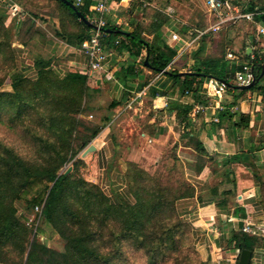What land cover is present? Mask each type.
Masks as SVG:
<instances>
[{"label":"rangeland","instance_id":"1","mask_svg":"<svg viewBox=\"0 0 264 264\" xmlns=\"http://www.w3.org/2000/svg\"><path fill=\"white\" fill-rule=\"evenodd\" d=\"M206 2L207 0H135L134 9L138 8L140 21L135 23L133 31L149 44L156 41L160 48L171 47L177 51L181 45L169 46L171 29L172 32L181 33L183 39H187L188 29L196 28L207 32L195 49L179 58L170 71L197 70L218 73V77L225 78L229 85L236 88L239 86L236 78V73L240 71L239 67L254 64L245 57L246 48L258 45L260 43L258 38L261 42L264 39L258 32V25L264 26V20L258 19L264 17V0H239L242 4V13L255 14V22L245 19L227 21L221 25L219 31H213L212 27L219 25L230 15L226 11L210 14ZM249 8L252 11H248ZM235 14L236 12L231 16ZM0 19L4 22L6 33L7 31L9 33V44L15 51L14 57L11 56L7 38L0 30V93L13 91L12 84L17 75L25 76L24 74L31 75L32 71L36 72V67L33 70L32 64L37 60L49 62L54 75L63 76L69 71L66 68L68 48L65 46L64 35L74 33L78 29L73 26L74 22H69L56 0H0ZM158 32L161 36L156 40L154 35ZM118 41L126 40L118 38ZM229 53H232L236 60H229L227 58ZM145 55L146 53L138 63H135V75H139L142 81L139 85L142 87L150 84L156 77V74L147 73L148 68L143 63ZM262 58L264 61V54ZM218 59L224 61L219 67L210 62ZM173 61L174 59L168 66ZM120 62L125 67L133 63L128 55ZM27 63L30 65L29 69ZM216 67L217 71L214 70ZM255 72L259 73L258 68ZM102 79L107 83L104 77ZM206 82L205 80L203 84ZM88 84L90 88L97 89L98 93L91 94L85 113L77 117L82 124L77 129L74 143L77 154L61 168L60 174L70 176L76 183L82 181L99 187L92 180L98 177V171H92L90 163L83 156L88 147L83 149L80 146L84 138L91 136L94 127L111 126V135L117 152L115 161L108 171V177L119 183L124 191L116 193L110 190L107 193L99 188L110 201L118 206L121 204L126 214L124 217L118 214L116 220L112 219L106 226L99 251L106 256L109 264H210L202 259L194 242L191 214L198 205L195 201L196 191L186 177L179 155L180 146L186 143L185 138L191 142L192 140L188 137L189 132L182 129L183 115L180 112L179 116L178 111L189 106L188 103H192L193 98L185 95V92H178L174 115L170 110L152 109L149 100L144 102L142 111L136 113L134 108L130 109L127 104L129 99L134 97L133 94L127 93L122 102L113 108L112 104L117 103L115 97L107 93L103 86H98L96 78H90ZM154 85L160 87L161 82L156 81ZM260 85H264V77ZM152 90L153 88L149 93L150 97ZM237 91L239 90L234 89V92ZM169 92L165 94L167 97H171ZM198 92L200 97L205 99L202 94L203 87L198 88ZM263 92L258 90L244 94L241 96L242 101L251 105L258 103L257 107H260L264 104ZM260 110L264 113V107ZM0 119V146L13 149L26 160L36 159L37 149L34 148L32 136L26 133L25 128L12 124L6 113H3ZM249 163L256 174L255 179L260 186L264 208V171H258L260 162ZM44 185L45 188L37 192L24 193L16 202L18 217L21 220L24 221L28 215L34 214L32 200L39 196L44 197L46 187L51 186L47 182ZM147 201H155L156 205H160L159 211L155 212L154 218L147 226L148 230L145 231L149 238L147 247L128 240H120L118 236L124 232L126 220L130 217L127 210ZM37 224V228L35 225L29 226L33 232L32 239L58 254L65 253L66 241L44 215ZM95 224L98 225L96 222ZM259 224H256L258 245L264 246V220ZM238 263L239 259H236L234 264Z\"/></svg>","mask_w":264,"mask_h":264},{"label":"trees","instance_id":"2","mask_svg":"<svg viewBox=\"0 0 264 264\" xmlns=\"http://www.w3.org/2000/svg\"><path fill=\"white\" fill-rule=\"evenodd\" d=\"M68 1L73 3L71 0ZM56 2L64 10L69 22H74L73 26L78 29L64 37L69 44L80 46L90 37L92 27L80 21L73 9L62 0H56ZM93 3L94 0H86L85 5L78 7L77 10L86 18L89 7ZM248 11L252 9L249 8ZM260 18L264 20L263 16L258 19ZM0 30L7 38V47L13 56L15 51L9 44V33L8 31L6 33L2 19H0ZM104 31L107 32L105 40L107 47L128 52L129 59L133 61L131 65L122 68L126 77L135 75V62L142 57L143 52L146 53L148 65L145 64L146 59L143 63L154 74L165 70L177 55L176 49L160 48L156 41L149 44L134 31L122 34L121 29L110 24ZM154 36L158 40L161 34L158 32ZM117 38H123L127 42L119 41L117 46ZM251 56L245 57L250 59ZM251 61L254 63L252 67L255 79H258L262 74L264 61L260 57ZM210 62H214L219 67L224 61L218 59ZM35 67L36 79L17 75L12 84L13 91L0 93V116L6 113L12 124L16 127L18 125L24 127L26 133L32 136L34 148L37 149L38 154L36 159L26 160L13 149L0 146V264L19 262L23 264H109L106 256L99 251L100 241L103 239L102 233L118 214L125 216L124 207L110 201L99 187L82 181L76 183L70 176L60 174L61 168L77 154L74 143L77 138V129L79 125L82 126L77 117L85 113L88 98L91 94L98 93V90L89 87V77L86 74L67 72L63 76H57L52 73L50 63L42 60H37ZM256 68L259 73L255 72ZM239 69L242 71L241 67ZM217 74L202 71L184 75L175 71L165 73L167 77L183 85L189 94L193 95L196 103H204L198 88L201 89L204 81L210 78L226 82L228 91L235 89L225 78L218 77ZM263 77L252 89L237 91L238 96L258 90L264 91V85H260ZM196 80L199 84L195 87L197 89H194L193 83ZM158 93L161 92L153 89L152 97ZM118 104L113 103L112 107L115 108ZM192 109L193 106L190 105L178 111L179 116L180 112L183 115L181 122L188 124V116ZM245 119L246 116L241 114V123H247L248 119ZM101 130L100 126L94 127L89 138L83 137L80 147L83 149L89 147ZM191 140L192 145L202 152L201 143L195 139ZM45 182L51 186L46 187L44 197L39 196L32 200V206L44 204L43 215L66 241L65 253L62 254L32 239L33 232L26 225L25 219L23 221L18 217L15 205L24 193L37 192L45 188ZM159 206L155 201H147L144 204H138L136 208L128 209L130 217L126 220L124 232L118 238L146 248L149 238L145 231L148 230L147 226L154 218L155 212L159 211ZM147 215L148 219H146ZM257 237V235L241 231L233 236L232 243L240 251L254 252L257 248L264 249V246L258 245Z\"/></svg>","mask_w":264,"mask_h":264},{"label":"crops","instance_id":"3","mask_svg":"<svg viewBox=\"0 0 264 264\" xmlns=\"http://www.w3.org/2000/svg\"><path fill=\"white\" fill-rule=\"evenodd\" d=\"M121 1H113L108 21L111 26L117 27L127 34L126 32H133V26L140 21L139 11L138 8L134 9L135 0ZM260 26L262 25L259 24L258 29ZM190 30H187V39L176 44L171 41V35L174 33L171 29L169 46L181 45V48L184 47ZM179 34L181 35V33ZM259 36L264 35L259 33ZM258 41L260 42L258 45L246 48V56L252 55L249 60L256 57L263 59L264 39L261 42V39L258 38ZM65 46L68 48L66 59L68 72H80L86 74L89 79L96 78L97 85L103 86L107 93L114 96L115 102H122L127 93L136 94L145 87L139 85V82H142L139 75L126 77L122 72V68L125 66H122L120 60H124L126 55L129 56L128 52L116 48L109 49L111 60L106 70L91 74L89 61L80 51V46L71 45L67 40ZM249 48L252 49V52L247 55ZM144 54L145 52L142 57ZM142 57L135 63H138ZM32 65L35 70V62ZM29 66L27 63L28 69ZM147 73L154 74L149 69ZM179 73H198V71L180 70ZM24 75L27 78L36 79L37 72L32 71L31 75ZM102 77L107 80V83L103 81ZM168 78L164 75L159 79H152L151 82L153 89L162 92L160 94L165 95L170 91L171 108L168 110L172 111L174 115L177 106L175 103L177 93L185 92V95H190L192 98L193 95L189 94L183 85ZM156 81L161 82L160 87L154 85ZM198 84L199 81L196 80L193 83V88L197 89L195 87ZM206 84L207 82L202 84L203 96ZM242 100L243 98L238 96L234 90L228 91L224 97L222 111L210 109L204 114L199 113L194 116L195 107L199 103H196L193 98V102L188 103L189 106H193L188 124L181 122L182 129L189 132L188 137L197 140L203 147V151L200 152L194 145L188 144L187 141L192 142L185 138L186 143L180 146L179 155L185 168L186 177L196 191L195 201L198 205L195 207L194 213L191 214L194 242L202 259L210 264H234L235 260L239 259L241 252L232 243L233 236L242 231L239 228V223L243 221L244 226L256 225L264 220L260 186L249 163L250 161L260 162L258 171H264V113L260 110L264 104L257 107L258 103L257 105H251L248 102L245 104L246 101L244 103ZM241 114L246 116L247 123H241ZM171 123L177 124L175 121H171ZM111 130V126L102 127L99 135L90 144L95 147V151L86 155L85 158L90 163L92 171H98L99 175L97 178H92L93 182H96L107 193L110 190L118 193L124 191V188L108 177V171L115 161L117 152ZM258 158L262 160L260 161ZM201 161H203L202 164ZM251 264H264L263 248H257L253 252Z\"/></svg>","mask_w":264,"mask_h":264},{"label":"built area","instance_id":"4","mask_svg":"<svg viewBox=\"0 0 264 264\" xmlns=\"http://www.w3.org/2000/svg\"><path fill=\"white\" fill-rule=\"evenodd\" d=\"M86 0H73V4L76 8L83 7ZM114 0H94V3L89 7V14L86 19L91 23L92 29L90 30V37L84 40L80 45V51L89 61V72L91 74L101 73L106 70L107 65L111 60V53L105 44L106 33L104 29L109 25V15L111 14V5ZM122 0L121 2H124ZM209 13L226 11L230 15L227 19L222 20L221 23L215 27H212L213 31L221 30V25L227 21H236L239 19H245L249 22H255V14L253 13H242V4L239 0H207L206 2ZM239 4V5H238ZM241 11V12H240ZM236 12L235 15L232 13ZM259 33L264 35V26L259 27ZM207 32L200 31L199 29L193 28L189 31V37L187 42H184V47L178 51V55L174 58V61L167 66V68L159 72L155 79H159L164 76L165 73L171 72L172 65L181 57L184 56L189 50H192L199 42V40ZM171 41L173 43H180L183 40L181 35L177 32L172 33ZM119 44V41L116 42ZM228 59L234 60L236 57L229 53ZM236 78L239 86L250 85L255 80V73L253 67L250 65L242 66V71L236 73ZM153 83L151 82L145 86L141 91L133 94L128 101V107L136 111V113L142 111L144 102L146 100L150 101L151 108L156 111H164L171 108V99L164 94L158 93L155 97H150L149 93ZM228 91L227 85L216 78H210L205 86L204 103H199L196 105L194 116L199 113H206L208 110L212 109L214 111H222L224 109L223 102L224 97ZM44 204L35 207L34 214L32 216L28 215L25 219L26 225H35L37 228V223L43 217ZM257 225L248 224L242 229V232L257 235L256 229Z\"/></svg>","mask_w":264,"mask_h":264},{"label":"water","instance_id":"5","mask_svg":"<svg viewBox=\"0 0 264 264\" xmlns=\"http://www.w3.org/2000/svg\"><path fill=\"white\" fill-rule=\"evenodd\" d=\"M66 5H68L71 9H73V11L76 13L77 17L79 18L80 21L84 22L85 24L91 26V23L77 10V8L75 7V5L68 1V0H62ZM239 5V4H238ZM122 34H125L122 32ZM252 52V49H248L247 50V55H250V53ZM145 64L148 65V60H145ZM187 74V73H185ZM184 75V74H181ZM264 76V65H263V69H262V74L260 76V78L255 79L250 85L247 86H238L235 89L240 90V91H244V90H250L253 87H255V85L261 80V78ZM223 83L226 84V82L222 81ZM95 151V147L93 145H90L88 147V149L85 151V153L83 154V156L85 157L86 155H88L91 152ZM244 227V223L243 221H241L239 223V228L243 229ZM252 257H253V252L249 251V250H243L240 252V256H239V263L238 264H251L252 261Z\"/></svg>","mask_w":264,"mask_h":264}]
</instances>
